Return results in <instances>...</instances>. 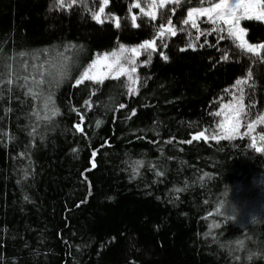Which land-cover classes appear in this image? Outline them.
<instances>
[{"label": "trees", "instance_id": "16d2710c", "mask_svg": "<svg viewBox=\"0 0 264 264\" xmlns=\"http://www.w3.org/2000/svg\"><path fill=\"white\" fill-rule=\"evenodd\" d=\"M53 2L0 0V79L13 80L0 84V264H264V151L243 135L187 143L215 127L212 113L239 96L233 85L249 69L244 104L264 116L263 54L217 43L225 32L195 40L182 20L199 0L157 8L156 20L131 8L137 0H109L103 23L92 19L101 0L70 10ZM169 17L177 34L161 39ZM243 24L249 40L264 41L262 21ZM146 39L157 49L148 64L147 53L137 58L135 95L126 76L73 87L97 54Z\"/></svg>", "mask_w": 264, "mask_h": 264}, {"label": "snow or ice", "instance_id": "6c2138e0", "mask_svg": "<svg viewBox=\"0 0 264 264\" xmlns=\"http://www.w3.org/2000/svg\"><path fill=\"white\" fill-rule=\"evenodd\" d=\"M186 2L190 3L191 0H186ZM78 3L87 4V0H54L52 7H54L56 10H70L74 5H77ZM170 3L179 5L181 3V0H158V2L157 0H151V2L148 4L149 11L147 12H145V9L141 6L140 0H137V2L133 4L131 8H137L145 16L150 17L152 20H156L157 13L155 9H163ZM204 3L205 0H199L200 6L189 7L187 10V18L182 20L183 25H190L191 28L196 29V31L199 33V35L195 37V40L198 41L200 39V36L205 34L210 35L212 32L223 33L226 31L227 37L223 35L220 36L219 40H217V43H219L220 40L229 38L234 43H236V47H238L242 51L250 53L256 57L261 56V50H264V43H249L248 40L245 39L247 29L241 27V21L256 20L264 22V0H218V2H216V0H208L207 7L203 6ZM108 4L109 0H101L99 11L92 12V19H94L97 23L104 22L101 19V15L105 13V7ZM131 8H129V11H131ZM176 10V8H173L171 10L173 15L175 14ZM205 17V20L200 19ZM105 19H114L115 27H120L119 18L114 16H106ZM131 21L133 27H139V25L136 23V15L131 16ZM200 23H208L213 25L214 27L206 33V31L201 30ZM166 24L167 26H165V24H161L159 26L156 34L157 37L162 39L166 33H169L172 36H175L177 34L176 27L173 25L171 17L167 19ZM224 26H226V29ZM185 30V28L180 29V31L182 32ZM189 35H191V33H189ZM205 43H207V41H205ZM163 46L166 48L167 44L165 43ZM200 46L203 47L204 45L202 44ZM188 47L195 50L196 44L189 42ZM156 49V40L146 39L142 43L134 47H127L123 44H120L118 52L112 51L111 53L97 54L95 59L92 60V62L82 72V74L77 79H75L73 87H78L84 84L85 81L102 84L104 80L108 79L109 77H111L112 79H119L122 76H126L128 81V94L135 95L138 91L136 85L140 81V77L135 75L137 73V58L142 54V51L147 53L148 58L144 61V64H148L151 62V54L155 52ZM185 50L186 49L183 48L181 49V51ZM125 53H130L131 55L125 56ZM20 55H24V53H20ZM160 55L164 60L168 59V57L163 52H161ZM222 59L227 60L228 55L225 54ZM122 60L124 61V63H121ZM8 67L10 68L11 66L9 65ZM101 69H104V71H101ZM24 79L26 81L27 77H25ZM252 79L253 74L251 69L248 70L246 78L237 79L233 87L237 89V91L239 92V96H236L235 93H233V102L221 105L219 111L212 113V115H214L215 117H223V119L216 122L215 127H212L210 125L208 129H205L204 131H198L196 135L192 136L191 140L187 141V143H191L192 140H200L201 138L205 140L211 139L213 141L229 140L235 139L238 135H240V129L242 127L241 119L243 116L249 115V113L246 111V107H253V105L245 106L244 104L245 89L243 86L247 85L248 87H253V85L249 84V81H251ZM5 83L9 85L13 83V80L11 79V73H9V78L6 81L0 79V84ZM40 83H43V81H40ZM26 94L32 96L36 95V93H33L31 89H29V92ZM92 94L95 95V93ZM50 100L51 97H49V101ZM84 104L87 105L88 108L92 107V103H90L89 100H85ZM45 107H48L47 103L45 104ZM125 107V104L119 105V108L121 109ZM7 111L10 112L11 109L9 108L7 109ZM50 111L51 116H56L59 114V109L57 108H52ZM74 111L78 110L74 109ZM134 115H136V110L132 109L131 116ZM51 116H45L44 118L50 119ZM131 116H129V119L131 118ZM83 120L84 116L80 115L81 123H77L74 125L77 131H84L83 127L81 126ZM257 122L264 123V116H261L258 121L247 123L245 125L247 131L243 133V136L249 135L254 128V124ZM101 123L102 121L97 120L96 127H100ZM33 131H35V129H33ZM260 139L264 140V136H261ZM168 142L171 143V141ZM251 146L254 147L257 152L264 151V149L256 148L255 138H253V143ZM72 151L76 152L77 150L73 149ZM96 154L97 153L94 150L92 152L91 160L92 168L96 167ZM20 155L23 156L25 155V153H21ZM27 174L28 173L25 171V177L27 176ZM159 174L163 175V173ZM206 175L207 174L205 173V176ZM89 188H91V185H89ZM89 194H91V192H89ZM83 202L84 201H82V203Z\"/></svg>", "mask_w": 264, "mask_h": 264}, {"label": "rangeland", "instance_id": "374dc122", "mask_svg": "<svg viewBox=\"0 0 264 264\" xmlns=\"http://www.w3.org/2000/svg\"><path fill=\"white\" fill-rule=\"evenodd\" d=\"M148 1H149V3L151 2V0H148ZM157 2H158V0H157ZM216 2H218V0H216ZM195 6H200V5L199 4L198 5H191L189 7H195ZM203 6L207 7L208 6V2L204 3ZM142 7L145 9V12L149 11L148 5L147 6H142ZM189 7H187V10H188ZM156 10L157 9H155V11ZM186 18H187V13H186ZM200 19H206V17L205 18H200ZM243 21H241V27L246 28V26L243 24ZM224 27L226 29V26H224ZM225 33H226V31H225ZM245 39H247L249 43H254V44L255 43H264V41L253 42V41L249 40V38L247 37V34L245 36ZM114 51H117L118 52L119 51V48L117 50H114ZM107 53H111V52H107ZM261 53L264 56V50H261ZM101 54H103V53H101ZM129 55H130V53H125V56H129ZM95 57H94V59H95ZM121 63H124V61L122 60ZM101 71H104V69H101ZM235 95L238 96L237 94H235ZM230 102H233V95L232 94L229 96V98H227L226 100H224L221 105L226 104V103H230ZM219 110H220V108H219ZM246 111H247V109H246ZM221 119H223V117H218V121L221 120ZM258 120H259L258 118H251V117H249V115L248 116H243L242 119H241L242 127L240 129V135H243V133H245L247 131V128L245 126L247 123H250V122H253V121H258ZM262 126H264V123H260V122L255 123L252 132L249 135H247V136L251 139V142L252 143H253V138H255L256 148L264 149V140H261L260 139L261 136H264V129H263ZM240 135H238V136H240Z\"/></svg>", "mask_w": 264, "mask_h": 264}]
</instances>
